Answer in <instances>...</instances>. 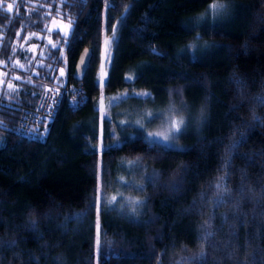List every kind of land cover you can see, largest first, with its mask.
I'll return each mask as SVG.
<instances>
[{"label":"trees","instance_id":"16d2710c","mask_svg":"<svg viewBox=\"0 0 264 264\" xmlns=\"http://www.w3.org/2000/svg\"><path fill=\"white\" fill-rule=\"evenodd\" d=\"M212 3L224 8L213 13ZM0 4L4 80L17 75L15 88L0 86V264H264V0ZM51 18L69 21L68 34L47 32ZM26 32L38 35L32 54L18 45ZM106 36L102 94L177 96L199 110L178 146L116 120L110 143L112 121L95 106ZM83 47L89 60L75 80ZM43 80L77 81L85 101L61 103L42 132L19 136L10 127Z\"/></svg>","mask_w":264,"mask_h":264},{"label":"rangeland","instance_id":"374dc122","mask_svg":"<svg viewBox=\"0 0 264 264\" xmlns=\"http://www.w3.org/2000/svg\"><path fill=\"white\" fill-rule=\"evenodd\" d=\"M213 4L214 3H212L211 5ZM69 25L70 22L67 20L51 18L44 25V29L47 32L56 31L59 34L65 36V33L68 34L69 32ZM37 36V34H33L30 32H26L24 34L22 39L18 42L22 54H25L27 52H30V54H32L35 52V48L38 44ZM33 37L36 38L35 41ZM45 42L51 43V39L46 36ZM112 42L113 37H104L98 56V64L95 72V81L100 91V95L96 100L95 106L101 118L105 119L106 121H112L108 129V134L112 138L110 143L114 142V138L116 136V133L118 132L115 128L116 125H120L121 127L122 124H124L127 128H135V131H141V136H143V138L148 141H159L169 134L171 121H177L180 118H183L186 124V120H201L199 110L195 111V109L191 105L186 102H183L177 96H173L175 97L174 100L169 101L166 95L164 96L163 100L158 101L152 99L151 94H148V92L142 91L140 92L141 94H138H140L142 97H147V99L142 102H137L128 98L127 92L124 90L115 92L113 94H102V86L106 79L107 68L111 57ZM18 64L19 62L15 61V65ZM3 68L4 63L2 58H0V86L2 82L5 83L3 84L1 89L4 88L5 90H10L12 88H15L16 85L12 82L11 78H14L15 76L17 77V75L12 73L10 75L11 78L5 81V71L9 68ZM63 71L64 68L59 69L60 73ZM102 77L103 79H101ZM113 120H116L120 123L114 125ZM127 134H133V131H128ZM176 137L177 135L173 138L164 141L163 143H158L164 146L175 147L178 146V143L176 142ZM113 198V194L109 196L110 200H112Z\"/></svg>","mask_w":264,"mask_h":264},{"label":"built area","instance_id":"2783aa9c","mask_svg":"<svg viewBox=\"0 0 264 264\" xmlns=\"http://www.w3.org/2000/svg\"><path fill=\"white\" fill-rule=\"evenodd\" d=\"M104 3L106 0H101ZM86 95L79 82L59 84L43 80L40 83L35 102L31 108H22L10 130L19 136L31 138L44 130L63 103L69 109H75L85 101Z\"/></svg>","mask_w":264,"mask_h":264},{"label":"snow or ice","instance_id":"6c2138e0","mask_svg":"<svg viewBox=\"0 0 264 264\" xmlns=\"http://www.w3.org/2000/svg\"><path fill=\"white\" fill-rule=\"evenodd\" d=\"M3 7L4 6L2 4H0V8H3ZM223 8H224V5L223 4L217 3V4H213V5L210 6V11H212L213 13H215V12H218L219 10H221ZM12 9H13V5L12 4H8L6 6L5 11H11ZM69 27H70V25H69ZM65 35H67V33H65ZM189 47H191V48L194 49L196 47V45L195 44H192V45H189ZM82 63H86V62L85 61H82ZM61 74H63V72H61ZM101 79H103V77ZM10 87H11V85H10ZM113 99H116V98H113ZM184 126H185V121H184L183 118H180L177 121H171V127L169 128V134L167 136L163 137V139H161L159 141H154V142H161V143H163L164 141H166V140H168L170 138L175 137L182 130V128ZM150 135H153V134H150ZM217 187L219 188L220 185H218ZM225 193H226V189H225ZM113 199L115 201L116 198H113ZM135 203L136 204H139L140 201H136ZM220 203H223V200L222 199L219 200V201H217V204L218 205ZM208 235L211 236V233H209ZM98 243H99V241H98ZM200 255L203 256V251H201Z\"/></svg>","mask_w":264,"mask_h":264},{"label":"water","instance_id":"95a60500","mask_svg":"<svg viewBox=\"0 0 264 264\" xmlns=\"http://www.w3.org/2000/svg\"><path fill=\"white\" fill-rule=\"evenodd\" d=\"M152 52H155L153 49H151ZM89 60V52L86 47H83L78 54L76 60L74 61L72 70H71V77L75 80H79L81 77V74L84 72ZM82 61H85L86 63H82Z\"/></svg>","mask_w":264,"mask_h":264}]
</instances>
